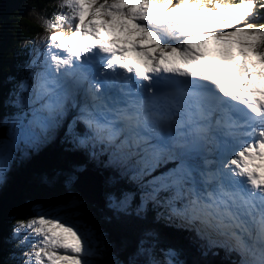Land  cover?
I'll list each match as a JSON object with an SVG mask.
<instances>
[{
  "label": "snow or ice",
  "instance_id": "obj_1",
  "mask_svg": "<svg viewBox=\"0 0 264 264\" xmlns=\"http://www.w3.org/2000/svg\"><path fill=\"white\" fill-rule=\"evenodd\" d=\"M264 0H59L42 17L29 78L0 102V180L72 113L80 146H101L138 193L109 207L141 217L163 204L240 264H264ZM83 125V134L73 131ZM74 176L68 177L69 182ZM140 196L138 203L136 195ZM80 201L16 221L21 264H89L101 244L74 219ZM63 212V215L59 213ZM56 213V214H53ZM107 244H103L107 250ZM145 232L127 264H179ZM119 264V262H117Z\"/></svg>",
  "mask_w": 264,
  "mask_h": 264
},
{
  "label": "trees",
  "instance_id": "obj_2",
  "mask_svg": "<svg viewBox=\"0 0 264 264\" xmlns=\"http://www.w3.org/2000/svg\"><path fill=\"white\" fill-rule=\"evenodd\" d=\"M54 3L55 0H0V102L3 103L5 116L15 111L10 109V101L21 82L29 78L31 62L35 57L31 45L43 34L41 24L34 22L28 14L35 11L40 17L52 18L58 10ZM258 17L254 22L264 23V12L258 10ZM74 114L72 112L61 124V129H65L63 138L58 139L61 129H55L57 139H51L50 135L48 141L43 142L47 143L43 144L44 147L29 150L28 164L14 165L11 179L0 187V264H18L21 253L30 249L27 245H20L18 239L13 237L16 221L35 215L39 211L35 208L39 200L50 198L60 203L66 201L67 191L63 189L62 183L48 187L39 180L60 170L58 162L46 160L51 149L56 148L59 158L62 156L61 150H64V166L101 168L106 195H119L125 191L138 193L137 185L131 178L119 181L113 179L116 171L109 151H102L99 145L85 147L74 143L73 133L69 132V127L66 128L72 123ZM4 131L0 127V137ZM73 131L82 135L83 125H76ZM139 198L137 194L136 203ZM80 210L87 216L86 225L99 231L111 249L112 259L107 260V255L92 257L98 258L102 264H127L133 258L139 259L133 253L145 232H154L161 248L168 249L175 245L184 250L182 252H187L188 258L184 257L186 255H181V258L178 256L181 264H240L241 258L237 252L214 246L198 235L193 226L178 219H169L168 210L163 204L149 203L141 217L133 212L131 215L118 214L109 206L102 211L85 204ZM193 247L200 249L203 256H199ZM207 256H211V259H207Z\"/></svg>",
  "mask_w": 264,
  "mask_h": 264
},
{
  "label": "rangeland",
  "instance_id": "obj_3",
  "mask_svg": "<svg viewBox=\"0 0 264 264\" xmlns=\"http://www.w3.org/2000/svg\"><path fill=\"white\" fill-rule=\"evenodd\" d=\"M58 4H59V0H55V3H54L55 8L58 7ZM28 15L30 16V18L34 22H36L38 24H41L42 23V19H41L42 17H39V15L37 14V12L31 11ZM258 22L259 21H256L255 23L259 24ZM31 46H32L31 47V50L33 52L38 53L39 51H41L40 47L37 46L34 42L32 43ZM62 126L63 125H60V127H58V129L57 128L56 129L57 130H60L62 128ZM0 127H2V128L5 129V131L3 132V135H1V136L4 137V138H7V136L9 135V129H10V125L8 124L7 119H5V121L3 123H0ZM68 127L69 126L67 125L66 128L68 129ZM56 133H57L56 131H53L52 132L51 139H53V138H56L57 139V135H55ZM64 134H65V129H61L60 130V135L58 136V139L63 138V135ZM45 141H48V140H45ZM43 144H47V143H40L36 147L21 148V150L15 155V159L11 162L9 168L6 170V172H5L2 180H0V187L3 186L4 184H6L7 182H9V180L11 179L10 178L11 177V172L13 171L12 167L14 165H15V167H18L17 164H20V165L23 164L24 166L26 164H28V162H29V155L27 154V152L29 150H31V149H36V148L37 149H41V147H44ZM57 146L58 147H62L60 145H57ZM54 150H56V148H54ZM62 150H61V152H62V156L63 157L61 155H59V156H61L60 157L61 158L60 159L61 160V163L60 164H62V166H64L63 159L65 158V153H64V150L63 151ZM46 160L48 162L49 158L48 159L46 158ZM47 162H46V165H48ZM113 163L115 164L114 167H115V171H116L114 173L117 175V177L120 180H124V178H126V179L129 178L130 179V176L125 175L124 172L121 171V169H120V167H119L118 164H116L115 162H113ZM64 167H67V166H64ZM69 168H71V167H69ZM69 168H68L67 172L64 173L65 175H63V177L61 178V180H59V178H58L59 176H57V175L54 176V174H52L49 177L45 175L44 177H42L39 180H41V183H44L48 187H51L54 184L62 183L63 189L67 191L66 196H65L66 197L65 204H66V202H68L72 198H75V199H77V200L80 201L79 207H81L83 205L84 200L79 195V193H77L73 189L72 186H73V183L77 179L76 173H78V172H76V171H80L81 172L82 170H84L86 168H83L82 166L81 167H76L73 170V172H72V168L71 169H69ZM93 170H97V169H93ZM70 176H74L75 177V179L72 180L71 182H69V180H68V177H70ZM105 197H106V199H105L106 200V206H109V201H108V197L109 196L108 195H105ZM139 200H140V198H139ZM60 205H63V204L57 203V202H53L52 200H41V201H38L35 204V208H36V210H40L41 208H43L44 210H48V209L52 208L53 206H57L58 207ZM134 208H135V205L133 204V210H130V211H132L135 214ZM53 214H56V213H53ZM59 214L60 215H63V212H60ZM74 219L81 222V229L82 230H84V229L91 230L97 237H99V239L101 241V244L96 246L97 248H99V254H97L98 256H96V257L107 255L108 256V259L107 260L112 259L113 258L112 255L113 254H111V249H110L108 243L106 242L104 236L99 231H97V230L93 229L92 227L86 225L87 216L79 208L77 210V213L74 215ZM104 243H106L107 246H108L107 247V250H104V248H103V244ZM28 250L30 251L31 249H28ZM92 257L93 256L87 258L89 260V264H102V261H100L98 258L97 259H93ZM22 259H23V257H22V255H20V259H19V263L18 264H21ZM175 259L178 261L177 255H176ZM179 264H181V263L179 262Z\"/></svg>",
  "mask_w": 264,
  "mask_h": 264
},
{
  "label": "water",
  "instance_id": "obj_4",
  "mask_svg": "<svg viewBox=\"0 0 264 264\" xmlns=\"http://www.w3.org/2000/svg\"><path fill=\"white\" fill-rule=\"evenodd\" d=\"M56 150L51 149L50 154H49V162H58L59 163V167L60 170L55 171L54 176L57 175L59 176V180H61V178L63 177V175H65L64 173L67 172L69 167H64L62 166L60 158L58 156H56ZM76 167L72 168V172ZM71 169V168H69ZM78 173H76V181L73 183V189L79 193V195L82 197V199L84 200L83 205L81 207H79V209L83 208L85 204H89L93 207H96L102 211L105 210L106 206V197H105V191H104V175H103V170L101 168H98L97 170H93V169H84L81 172L80 171H76ZM113 179H116L117 181H119L120 179L117 177V175L113 176ZM42 200H52L53 202H57L60 203V201L55 200V199H50V198H45ZM41 201V200H39ZM61 204H65L61 203ZM190 246V245H189ZM177 254V258L179 256V258H181L184 255V257L188 258L187 252H182L184 250H182L181 248L177 247L175 245L170 246ZM192 247V246H190ZM194 248V247H193ZM195 251L199 254V256H203V253L200 249L198 248H194ZM202 254V255H201ZM210 258L211 256H207V259ZM180 261V260H179ZM181 263V262H180ZM192 264V263H191Z\"/></svg>",
  "mask_w": 264,
  "mask_h": 264
},
{
  "label": "bare ground",
  "instance_id": "obj_5",
  "mask_svg": "<svg viewBox=\"0 0 264 264\" xmlns=\"http://www.w3.org/2000/svg\"><path fill=\"white\" fill-rule=\"evenodd\" d=\"M38 15H39V14H38ZM39 17H40V16H39ZM42 17H43V16H42ZM41 19H42V18H41ZM33 53H34V55L36 56L37 53H35V52H33Z\"/></svg>",
  "mask_w": 264,
  "mask_h": 264
}]
</instances>
